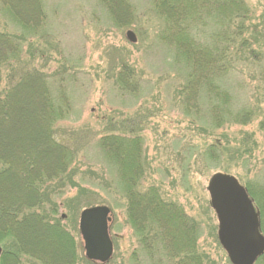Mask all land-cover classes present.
I'll return each mask as SVG.
<instances>
[{"label": "rangeland", "instance_id": "374dc122", "mask_svg": "<svg viewBox=\"0 0 264 264\" xmlns=\"http://www.w3.org/2000/svg\"><path fill=\"white\" fill-rule=\"evenodd\" d=\"M40 2L49 33L39 40L42 44L35 45L43 53L35 56L34 65L45 66L48 80L68 77L66 89L71 111L56 129L63 131L64 139L71 140L70 147L77 150L71 172L78 187L86 191L79 205L106 206L110 210L108 226L113 253L106 264H154L131 229L125 194L115 166L97 146L102 136L110 134L108 130L120 136L134 134L141 139L144 177L140 190L152 186L163 200L179 205L199 224L197 247L200 253L213 264H231L217 239V219L210 206L207 187L216 173L234 176L242 186H250L255 193L253 186L264 187V132L258 130L264 114L244 127L225 126L215 130L202 105L200 115L193 110L186 112L183 87L187 70L183 63L176 62L168 40H158L162 21L150 0H111L113 8L107 0ZM245 2L252 9L251 17L259 20L264 15V0ZM1 11L0 32L6 31L5 28L14 30L15 21ZM213 27L210 25L204 34L194 31L196 40L207 43ZM127 31L134 33L135 44L126 38ZM47 43L57 52L46 54ZM28 49L25 44L21 55L24 61L28 60ZM41 54L44 57H40ZM122 61L135 73L129 91H122L115 82V73ZM12 67L18 65L0 62V95L8 87ZM246 68L242 70V77L226 79L230 96L240 101L234 108L250 103L256 111L264 110V82L256 71ZM35 121L32 113L23 120H16L12 135L23 137L28 129L36 130ZM13 139L5 141L4 146L22 150L33 146L28 140L14 146L17 139ZM215 142L223 151L218 162L204 155V144L209 146ZM238 148L246 153L242 159L234 156ZM18 152L12 151L13 156ZM16 169L19 167H10L8 173L17 172ZM6 191L11 197L18 196L16 191ZM77 191L76 188L67 189L63 199L73 197ZM261 193L264 194V188ZM63 204L57 219L66 216L61 222L75 237L76 264H86L78 230L79 215L84 208L77 207L73 213ZM22 260L27 264V258ZM7 264L17 262L8 259Z\"/></svg>", "mask_w": 264, "mask_h": 264}, {"label": "trees", "instance_id": "16d2710c", "mask_svg": "<svg viewBox=\"0 0 264 264\" xmlns=\"http://www.w3.org/2000/svg\"><path fill=\"white\" fill-rule=\"evenodd\" d=\"M40 1L0 0L1 13L7 14L16 26V30L5 28L0 32V62L18 65L10 69L8 87L0 95V264H7L8 259L23 264L24 258L35 264H76L75 237L62 225L66 216L60 220L57 214L62 203L73 213L77 207L89 206L79 205L86 191L78 187L71 172L77 150L70 147L71 140L64 139L63 131L56 129L71 111L68 77L48 80L45 66L34 65L35 56L43 53L35 45L42 44L39 40L49 33ZM110 1L106 3L113 8ZM150 1L162 21L158 40H168L176 62L183 63L187 70L183 87L185 111L200 115L202 105L215 130L244 127L259 120L264 110L256 111L250 103L234 108L240 101L230 96L225 84L229 76L242 77L245 66L248 71H256L264 82V15L259 20L251 17L252 9L245 0ZM212 24L207 43L197 41L194 31L204 34ZM25 44L29 55L24 61L21 55ZM44 49L46 54L57 52L50 46ZM134 77V71L122 61L115 73L116 84L122 91H129ZM31 113L37 129H28L23 137L13 136L14 122ZM258 130L264 132V117ZM108 131L110 134L102 136L97 146L115 166L131 229L148 258L154 264H213L197 247L199 224L179 205L163 200L152 186L140 190L144 177L141 139L134 134L120 136ZM11 138L17 139L14 146L27 140L33 146L28 150L9 149L4 142ZM203 147L206 159L218 162L222 158L218 143ZM16 150L19 152L13 156ZM245 154L238 148L234 156L242 159ZM13 166L19 167L17 172L8 173ZM259 187L253 186L255 193L245 186L260 212L264 233V187ZM69 188L78 191L63 199ZM6 189L18 192V196L7 195ZM84 260L86 264H96ZM256 264H264V255Z\"/></svg>", "mask_w": 264, "mask_h": 264}, {"label": "water", "instance_id": "95a60500", "mask_svg": "<svg viewBox=\"0 0 264 264\" xmlns=\"http://www.w3.org/2000/svg\"><path fill=\"white\" fill-rule=\"evenodd\" d=\"M126 37L136 43L132 31H127ZM207 191L217 219V239L229 262L255 264L264 255V236L260 232V213L246 189L234 176L216 173L211 176ZM110 221V210L106 206L81 211L79 233L88 260L104 264L111 258Z\"/></svg>", "mask_w": 264, "mask_h": 264}, {"label": "flooded vegetation", "instance_id": "af4514ba", "mask_svg": "<svg viewBox=\"0 0 264 264\" xmlns=\"http://www.w3.org/2000/svg\"><path fill=\"white\" fill-rule=\"evenodd\" d=\"M65 216H63L62 218H64ZM0 249H1V254H2V248L0 247ZM0 257H1V255H0Z\"/></svg>", "mask_w": 264, "mask_h": 264}]
</instances>
